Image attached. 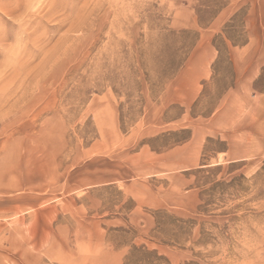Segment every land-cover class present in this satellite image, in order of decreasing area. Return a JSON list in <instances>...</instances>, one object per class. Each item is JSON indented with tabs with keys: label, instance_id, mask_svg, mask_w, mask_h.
Instances as JSON below:
<instances>
[{
	"label": "rangeland",
	"instance_id": "obj_1",
	"mask_svg": "<svg viewBox=\"0 0 264 264\" xmlns=\"http://www.w3.org/2000/svg\"><path fill=\"white\" fill-rule=\"evenodd\" d=\"M0 264H264V0H0Z\"/></svg>",
	"mask_w": 264,
	"mask_h": 264
},
{
	"label": "clouds",
	"instance_id": "obj_2",
	"mask_svg": "<svg viewBox=\"0 0 264 264\" xmlns=\"http://www.w3.org/2000/svg\"><path fill=\"white\" fill-rule=\"evenodd\" d=\"M6 48H0V56L5 57L9 53H14L17 57L24 55V45L17 39L6 42Z\"/></svg>",
	"mask_w": 264,
	"mask_h": 264
}]
</instances>
